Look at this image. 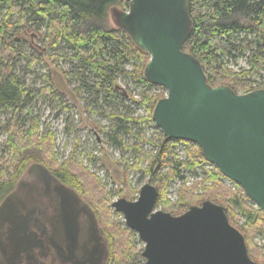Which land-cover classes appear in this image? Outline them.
<instances>
[{
    "label": "trees",
    "instance_id": "16d2710c",
    "mask_svg": "<svg viewBox=\"0 0 264 264\" xmlns=\"http://www.w3.org/2000/svg\"><path fill=\"white\" fill-rule=\"evenodd\" d=\"M129 1L0 0V115L10 114L4 128L6 158L5 162L1 160L4 163L0 168V202L29 166L42 164L63 184L87 196L107 239L106 264H132L133 233L121 223H113L101 188L93 182L96 178L87 172L81 160L76 162L69 158L58 163L53 133L47 128L40 130L39 116L30 109L34 101L58 96L49 83L38 90L27 87L17 74L15 64L21 57L28 67L38 61L26 38L34 36L45 43L47 49L58 50L64 45L69 50L64 53L63 60L69 62L71 70L63 75L67 80L73 78L78 85L76 92H83L92 103L97 102L99 94L104 101L105 97L115 95L119 90L116 84L119 77L137 86L158 87L144 79L149 55L125 32L114 24L108 25L109 10L127 11ZM188 14L192 29L183 50L200 61L211 87L226 86L237 94L264 89V0H188ZM25 49L30 52L26 53ZM239 59H244L246 68L234 71L230 65ZM45 80L49 82V77ZM160 95H146L142 99L148 111L147 121H151L152 109L161 99ZM111 118L116 123L111 132L106 133V139L110 145L118 147L121 146L119 136L131 133L127 126L131 120L120 115H111ZM142 141L155 145L149 139ZM179 143L189 149L188 161L176 160L173 148ZM205 162L196 144L163 136L144 169L158 191L154 208L160 207L164 212L179 216L187 208L199 206L204 201L223 206L230 224L243 235L249 257L263 264L264 258L259 252L252 251L250 236L258 230L263 231L264 211L248 205L250 200L240 188L232 192L223 185L224 177L216 168L214 175L187 189L179 203L173 206L165 199L170 183L183 180L182 168L191 171ZM208 179L210 186L206 185ZM199 189L201 194L194 195ZM118 193L125 199H132L135 190L126 186ZM244 219L246 222L242 226L239 221Z\"/></svg>",
    "mask_w": 264,
    "mask_h": 264
},
{
    "label": "water",
    "instance_id": "95a60500",
    "mask_svg": "<svg viewBox=\"0 0 264 264\" xmlns=\"http://www.w3.org/2000/svg\"><path fill=\"white\" fill-rule=\"evenodd\" d=\"M111 13L113 24L149 55L145 81L166 91L152 110L155 126L169 140L196 144L207 163L264 211V89L237 94L207 83L200 61L183 50L192 29L188 0H130L127 11L113 8ZM27 171L37 181L23 184L26 188L34 183L47 191L53 184L61 203L60 219L71 240L76 239L72 228H78L79 217L88 214L95 246L89 248L87 261L106 264L108 243L95 213L42 164H32ZM157 197L155 186L147 183L136 200L119 198L111 204L144 244L143 264H258L249 257L243 235L230 224L223 206L204 201L173 216L154 208ZM15 204L7 197L0 206V229L7 227L0 234V253L5 257L11 251L9 264L21 263L23 256L30 263L34 250L42 246L31 233L36 219L30 208L35 207L28 203L29 212L22 214ZM47 218L39 222L44 224Z\"/></svg>",
    "mask_w": 264,
    "mask_h": 264
},
{
    "label": "rangeland",
    "instance_id": "374dc122",
    "mask_svg": "<svg viewBox=\"0 0 264 264\" xmlns=\"http://www.w3.org/2000/svg\"><path fill=\"white\" fill-rule=\"evenodd\" d=\"M111 14L110 9L107 20L109 26H113ZM26 38L31 43V50L36 53L38 61L28 67L26 60L22 57L19 58L15 64L17 74L24 80L27 87L34 90L45 87L49 83L50 89L58 96L57 98H41L37 102H33L30 109L34 115L39 116L40 130L47 128L53 133L54 151L57 153L58 163L61 164L69 158L76 162L81 160L84 168L88 170L87 172L96 178L93 182L101 188L102 199L111 209L110 217L113 223H121L126 228L122 216L113 210L111 204L119 198H125L118 193V190L126 186L135 190L132 199L126 200L134 201L143 185L147 183L153 185L150 183V176L144 172V169L148 166V159H151L156 152V144L163 137L162 132L153 121L146 120L148 111L141 101L146 95L150 97L153 94H161V98H164L166 91L160 87L137 86L129 80L119 77L116 83L119 90H116L115 95L110 98L105 97L106 101H104L101 98L102 94H99L97 102L92 103L83 92L81 94L76 92L78 85L74 83L73 78L67 80L63 75V72L71 70L69 62L63 60L64 53L69 52L67 48L63 47L64 45L60 46L58 50L47 49L46 44L39 42L36 37L26 36ZM25 50L26 53L30 52L28 49ZM230 66L234 71L246 68L244 59H239ZM45 77H49V82L45 80ZM111 115L129 117L131 120L127 124L131 133L118 135L121 143V146L118 147L110 145L106 139V133L111 132L116 123ZM8 119H10V114L0 115V168L6 158L4 128ZM143 138L153 141L155 145L142 141ZM173 151L177 156V161H188L187 152L189 149L186 145L179 143L174 146ZM214 174L215 167L207 162L191 171L182 168L183 180L177 179L170 183L165 199L174 206L182 200L184 194L188 192L187 189L205 181ZM222 183L232 192H238L240 188L226 178H222ZM210 184L211 181L208 179L206 185L210 186ZM193 194H201V190H196ZM83 196L86 195L84 193L81 195L84 199ZM86 197L84 200L90 203ZM248 205L259 209L251 201L248 202ZM157 210L162 209L159 207ZM187 210L188 208L185 211ZM165 212L169 213V211ZM245 222V219L240 220L239 224L243 226ZM131 232L133 233L131 241L134 243L132 264H143L145 260L142 258L141 252L144 244L135 232ZM250 243L252 251L259 252L260 257L264 258V229L252 234ZM262 261L264 264V259Z\"/></svg>",
    "mask_w": 264,
    "mask_h": 264
},
{
    "label": "flooded vegetation",
    "instance_id": "af4514ba",
    "mask_svg": "<svg viewBox=\"0 0 264 264\" xmlns=\"http://www.w3.org/2000/svg\"><path fill=\"white\" fill-rule=\"evenodd\" d=\"M27 170L28 168L18 178L11 191L8 192L0 202L1 206L7 197H12L14 203H16L15 210L17 209V211L22 214L29 212L28 203L33 204L32 206L35 207L30 208V212L33 211L34 214L33 218L36 219V222L32 221L31 223V225L34 226L31 229V233L36 234L39 239L42 240V246L40 249L38 248L34 250L33 260L30 263L26 261L23 256L21 263L19 264H90V262L87 261V252L89 251L90 253L92 251L89 248H94L95 243L92 239L90 240L89 230L91 227V221L88 214L79 217L78 228H72V231L76 233V239L71 240L66 233L67 225H64L63 219H60L61 203L59 202L58 196L54 193L53 184L49 183L48 190L45 191L42 186L34 184L37 181V177H34L35 174H31L32 172H28ZM49 171L53 177L58 179L51 170ZM32 181H34V183L29 189L26 188V185H23ZM63 185L72 190L79 200L83 204L88 205L92 210L89 204L75 189L65 184ZM21 202L24 203L23 207ZM41 203H46V205L42 206ZM73 209L76 210L75 207H73ZM47 213L49 214V218H47ZM44 217L47 218V221L42 224L39 222V219ZM6 232L7 227L0 229V234H5ZM103 237L106 241L107 239L104 233ZM2 240L5 241L4 237ZM5 243L6 245H9V242L5 241ZM8 248H10V245ZM10 252L11 251L8 250L5 257L0 253V264H9L10 261H13L10 257ZM7 259L9 262H7Z\"/></svg>",
    "mask_w": 264,
    "mask_h": 264
}]
</instances>
